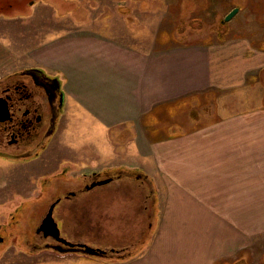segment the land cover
Masks as SVG:
<instances>
[{
  "label": "crops",
  "instance_id": "obj_1",
  "mask_svg": "<svg viewBox=\"0 0 264 264\" xmlns=\"http://www.w3.org/2000/svg\"><path fill=\"white\" fill-rule=\"evenodd\" d=\"M118 1L85 8L100 16L60 11L53 0H34L26 12L0 14V21H6V35L0 33V70L6 67V75H11L38 69L58 78L64 93L56 128L48 145L32 159L35 164L21 166L0 157V210L17 196L28 197L26 189L36 190L32 182L40 178L61 185L71 181L68 175L75 171L68 163L81 162L94 173L124 167L145 175L154 194L141 202L151 231L140 252L129 258L79 256L32 264H219L227 259L231 264L229 259L236 258L232 264H249L245 256H235L240 250L250 252L249 243L236 245L227 221L234 222L236 205L251 203L256 187L251 182L264 174L260 160L253 170L251 165L252 157L264 160V117H228L220 122L216 117L190 126L177 121L173 109L187 101L203 104L216 91L218 53L203 44L146 48L129 42L122 19L128 7ZM43 7H52L49 20L35 13ZM29 42L34 44L31 52L25 47ZM261 46L259 72L264 68V40ZM228 83L234 78H226ZM173 124L180 125V131L172 129ZM256 194L264 197V192ZM87 199L71 197L67 206L75 200L88 205ZM54 219L61 231L59 219ZM24 243L30 244L31 252L47 249L45 243Z\"/></svg>",
  "mask_w": 264,
  "mask_h": 264
},
{
  "label": "rangeland",
  "instance_id": "obj_2",
  "mask_svg": "<svg viewBox=\"0 0 264 264\" xmlns=\"http://www.w3.org/2000/svg\"><path fill=\"white\" fill-rule=\"evenodd\" d=\"M33 1L28 0L24 3L22 0H9L8 6L6 0H0V14L10 15L14 11H25L24 9ZM53 1L57 3V7L63 9L60 11L72 10L78 17L90 14L100 16L98 12L89 13V9H85L91 4L96 6L100 3L115 4L113 0ZM118 2L128 7L122 19L123 36L129 42L146 48L174 44H203L211 47L212 52L218 53L219 86L216 91L209 93L203 104L187 101L173 109L177 121L188 122L190 126L189 124L198 121L205 123L215 120L216 117L219 122L228 117L257 119L264 117V68L259 72L257 67L258 52L262 50L260 46L264 40V0H119ZM235 7L240 8L237 14L229 21L223 22L225 16ZM50 8H37L35 13L37 17L49 20L50 13L47 11H50ZM56 16L59 17L61 14L58 13ZM0 33L2 36L6 35V21H0ZM25 47L31 52L34 44L29 42ZM26 70H17L11 75H6V67L5 70H0V89L13 80L27 79L21 76ZM227 72L228 77L225 76ZM230 74H233V77ZM225 77L228 80L234 78V83L226 84ZM146 121L143 124L145 130L148 127ZM171 128L180 131V125L173 124ZM259 160L263 165L262 157L251 158L252 170L260 164ZM12 162L20 163L21 166L35 164V161L29 159ZM118 163L120 162L117 161ZM68 164L74 166L75 172L68 175L72 176L69 179L74 183L65 181L66 183L61 185V181L44 182V178L32 180L34 187H37L36 190L32 192L30 189L33 186H30L26 189L28 197L17 196L14 202L5 206V211L0 210V236L4 238L0 241V264H32L47 262L53 258L98 256L81 251L62 252L52 247L40 251L34 249L35 252H31L30 244L25 245L24 242L40 245L47 241L57 243L53 237H45L42 232H38V229L43 216L60 197L62 200L56 204L53 215L54 218L59 219L57 222L60 223L62 238L63 235H69L77 241L87 239L85 243H72L64 238L67 242L75 246H89L101 250L106 255L98 257L103 258L107 256L115 258L129 252L137 255L143 248L151 227L147 216L141 214L143 209L141 202L147 197L150 200L154 197L150 189V180L142 173L130 172L124 167H121L123 170L119 168L110 172L108 171L110 168L105 166L104 169L107 171L94 173L89 171L91 169H85L81 162ZM93 174H100L103 177L113 176V181L97 185L89 192L78 194L81 197L87 196V201L91 200L88 205L75 200L76 204L67 206L70 201L65 195L70 190V186L74 184L73 187L78 189L84 187L85 181L90 180ZM260 175L261 178L257 182H251V187L256 186L255 189L252 188L251 203L236 205L234 222L227 221L228 231L232 232L233 228L235 244L241 245L243 240L245 244L249 243L250 252L241 254L243 250H240L235 255L240 258L245 256L249 264H264V197H258L256 194L258 191L264 192V174ZM55 179L57 177H52V180ZM68 209L72 211L68 213ZM220 225L222 228V222ZM223 228H226L225 224ZM236 259H229L230 263L232 264ZM227 261L219 264H229Z\"/></svg>",
  "mask_w": 264,
  "mask_h": 264
},
{
  "label": "flooded vegetation",
  "instance_id": "obj_3",
  "mask_svg": "<svg viewBox=\"0 0 264 264\" xmlns=\"http://www.w3.org/2000/svg\"><path fill=\"white\" fill-rule=\"evenodd\" d=\"M21 76L27 79L13 80L0 89V97H6L12 109L0 120V157L11 161L32 160L41 153L56 128L63 104V94L55 78L35 68L27 69ZM107 177L93 174L85 181V188L68 190L66 199L93 188L90 186L94 182ZM3 240L1 237L0 241ZM56 242L47 241L45 247L59 244Z\"/></svg>",
  "mask_w": 264,
  "mask_h": 264
},
{
  "label": "water",
  "instance_id": "obj_4",
  "mask_svg": "<svg viewBox=\"0 0 264 264\" xmlns=\"http://www.w3.org/2000/svg\"><path fill=\"white\" fill-rule=\"evenodd\" d=\"M239 9H240L239 7L233 8L225 16V19L223 20V22L229 21L231 18H233L237 14ZM56 80L58 82L57 78H56ZM58 84L60 86V82H58ZM63 101H64V94L62 96V103H63ZM11 110L12 109H11L10 103L8 102L6 97H3V98L0 97V120L5 119L9 115ZM112 180H113V177H107V178L98 180L97 182H94L90 187H94L97 185H104L106 183H109ZM59 201L60 200H57L56 202H54L51 205V207L49 208L47 214L44 216V218H43V220L39 226V229H38V232H42L45 237H53L56 241L59 242V244H57V245H52V246H48V247H52V248L57 249V250L62 251V252H65V251H75V252L81 251L83 253H87V254H91V255L105 256L106 253H104L101 250H97V249H94V248L89 247V246H75L74 244L69 243L62 238L61 231H60L58 224L56 223L54 216H53L55 206ZM62 245L66 246V247H63Z\"/></svg>",
  "mask_w": 264,
  "mask_h": 264
},
{
  "label": "trees",
  "instance_id": "obj_5",
  "mask_svg": "<svg viewBox=\"0 0 264 264\" xmlns=\"http://www.w3.org/2000/svg\"><path fill=\"white\" fill-rule=\"evenodd\" d=\"M122 256H117V257H115V258H129V257H132V256H134V255H136L135 253H126V254H121ZM110 257H112V258H114V256H110Z\"/></svg>",
  "mask_w": 264,
  "mask_h": 264
}]
</instances>
